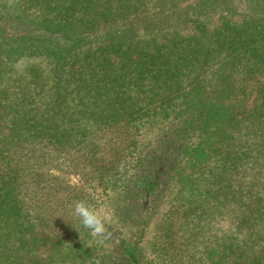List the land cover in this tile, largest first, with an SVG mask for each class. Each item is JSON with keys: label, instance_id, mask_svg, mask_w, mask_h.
I'll return each instance as SVG.
<instances>
[{"label": "trees", "instance_id": "trees-1", "mask_svg": "<svg viewBox=\"0 0 264 264\" xmlns=\"http://www.w3.org/2000/svg\"><path fill=\"white\" fill-rule=\"evenodd\" d=\"M0 264H264V0H0Z\"/></svg>", "mask_w": 264, "mask_h": 264}, {"label": "clouds", "instance_id": "clouds-1", "mask_svg": "<svg viewBox=\"0 0 264 264\" xmlns=\"http://www.w3.org/2000/svg\"><path fill=\"white\" fill-rule=\"evenodd\" d=\"M70 208L72 215L93 237L107 239L111 235L106 227L108 218L103 208H97L87 200L74 201Z\"/></svg>", "mask_w": 264, "mask_h": 264}, {"label": "rangeland", "instance_id": "rangeland-1", "mask_svg": "<svg viewBox=\"0 0 264 264\" xmlns=\"http://www.w3.org/2000/svg\"><path fill=\"white\" fill-rule=\"evenodd\" d=\"M72 181H73V182H77V179H73Z\"/></svg>", "mask_w": 264, "mask_h": 264}]
</instances>
